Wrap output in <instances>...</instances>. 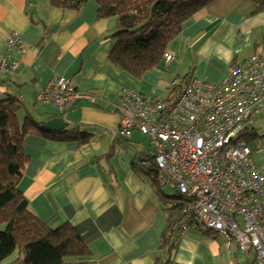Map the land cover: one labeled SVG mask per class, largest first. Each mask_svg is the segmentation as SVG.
<instances>
[{
  "label": "crops",
  "instance_id": "0c3cea01",
  "mask_svg": "<svg viewBox=\"0 0 264 264\" xmlns=\"http://www.w3.org/2000/svg\"><path fill=\"white\" fill-rule=\"evenodd\" d=\"M256 10L251 0H215L183 25L176 47L182 63L191 58L193 77L219 84L234 64L254 54L264 58V12ZM115 25L114 18H98L93 1L77 11L55 8L50 0H0V54L14 32L28 48L15 54L16 73L0 75V101L14 96L39 122L62 117L67 129L90 134L80 144L28 133L24 149L30 161L20 191L50 228L70 222L78 230L91 255L70 264H259L253 251L229 248L222 237L201 228L189 229L177 246L161 247L167 223L162 200L151 177L135 170L150 150L129 145L133 132L122 139L128 145L118 146L115 133L124 88L165 98L178 77L165 88L160 68L136 80L112 65ZM56 76L94 92L96 103L81 101L67 111L37 103V91ZM251 120L257 137L247 143L264 176V105Z\"/></svg>",
  "mask_w": 264,
  "mask_h": 264
},
{
  "label": "built area",
  "instance_id": "2783aa9c",
  "mask_svg": "<svg viewBox=\"0 0 264 264\" xmlns=\"http://www.w3.org/2000/svg\"><path fill=\"white\" fill-rule=\"evenodd\" d=\"M27 50L21 35L11 33L0 54V75L16 73L15 54ZM174 60L168 53L164 63ZM120 97L115 137L128 139L134 130L148 136L159 188L170 185L180 198L173 205L182 203L174 245L189 229L201 228L229 248L253 251L264 264V176L245 139L253 112L264 105V58L254 54L234 64L219 84L192 77L170 97H149L133 88H124ZM36 99L67 111L81 101L95 104L98 96L56 76Z\"/></svg>",
  "mask_w": 264,
  "mask_h": 264
},
{
  "label": "trees",
  "instance_id": "16d2710c",
  "mask_svg": "<svg viewBox=\"0 0 264 264\" xmlns=\"http://www.w3.org/2000/svg\"><path fill=\"white\" fill-rule=\"evenodd\" d=\"M88 1L97 5L98 18L116 20L111 35L115 45L109 61L130 77L141 80L145 73L165 66V55L170 53V45L179 37L183 25L215 0H50V3L55 8L79 11ZM251 1L257 5L256 12H264V0ZM192 77L190 73L177 78L178 82L168 88L167 97L182 92ZM35 100L43 103L36 95ZM20 116L24 118L20 120ZM42 124L34 119L32 110L14 96L0 101V264L14 254L18 256L12 264H70V260L91 255L73 224L67 222L56 229L50 228L19 189L30 161L24 149L28 133L73 139L80 144L90 139V134L75 128L52 132ZM73 134L75 136L71 137ZM255 137L250 127L245 139L248 142ZM149 150L141 161L151 162L152 166L144 167L138 162L135 170L151 177L162 200L167 223L161 247H174V241L171 243L182 220V203L173 205L180 202L178 194L167 196L158 188L152 148Z\"/></svg>",
  "mask_w": 264,
  "mask_h": 264
},
{
  "label": "rangeland",
  "instance_id": "374dc122",
  "mask_svg": "<svg viewBox=\"0 0 264 264\" xmlns=\"http://www.w3.org/2000/svg\"><path fill=\"white\" fill-rule=\"evenodd\" d=\"M177 39H175L171 43L170 51L175 52L178 58L172 64L165 65L164 68H160V71L163 74L162 81H163L165 88H168L169 84L172 83L171 81L175 79L176 77L184 78L185 76L190 74L189 67L191 66L192 60L191 58H187V60L184 61V63H182L181 55L178 51V48L176 47V45L178 44ZM258 115L259 114L256 113L254 117L256 118L258 117ZM23 118H24L23 116H20V120H22ZM131 139H132V142L130 144L125 143L121 139V140H118L117 145L121 146L120 145V142H121L122 144H125V146L129 144V145H135L137 147H142V148H150V138L146 135L141 134L140 132H137L136 130L133 131V136ZM164 193L165 195L171 196V197L175 195V191L171 188L170 185H167L165 187Z\"/></svg>",
  "mask_w": 264,
  "mask_h": 264
},
{
  "label": "water",
  "instance_id": "95a60500",
  "mask_svg": "<svg viewBox=\"0 0 264 264\" xmlns=\"http://www.w3.org/2000/svg\"><path fill=\"white\" fill-rule=\"evenodd\" d=\"M69 124L62 117H56L42 124V127L52 132H61L68 128Z\"/></svg>",
  "mask_w": 264,
  "mask_h": 264
}]
</instances>
